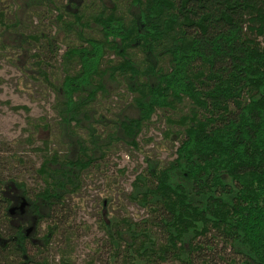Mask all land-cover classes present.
Returning <instances> with one entry per match:
<instances>
[{"label":"trees","instance_id":"obj_1","mask_svg":"<svg viewBox=\"0 0 264 264\" xmlns=\"http://www.w3.org/2000/svg\"><path fill=\"white\" fill-rule=\"evenodd\" d=\"M119 1L100 3L89 16L79 9L72 20L56 14L57 27L75 29L79 39L61 55L66 67L59 85L43 68L50 63L45 56L38 51L31 58L58 92L61 121L89 117L88 102L105 91L104 75L127 80L137 115L114 116V130L104 136L92 125L77 140V156L45 154L35 170L43 183L37 191L0 178V264H47L27 252L39 225L46 223L47 244L68 222V198L78 193L81 172L105 155L117 140L112 137L139 149L136 137L158 109L167 126L162 138L175 156L165 163L144 156L127 197L145 217L106 216L101 203L97 224L115 244L113 260L191 264L195 254L201 264H215L208 253L221 245L219 252L232 254L220 258L228 264H264V0ZM73 21L91 33L72 28ZM44 35L25 38L40 42ZM55 41L50 34L43 40L53 58Z\"/></svg>","mask_w":264,"mask_h":264},{"label":"rangeland","instance_id":"obj_2","mask_svg":"<svg viewBox=\"0 0 264 264\" xmlns=\"http://www.w3.org/2000/svg\"><path fill=\"white\" fill-rule=\"evenodd\" d=\"M42 1L0 0V14L3 18L0 21V178L23 182L26 189L33 192L43 186L35 170L45 154L57 151L59 155L77 156V140L86 137L92 125L104 136L113 129L114 116L137 115L131 105L132 94L127 89V80H114L104 75L105 91H99L88 102L86 108L90 111L89 117L82 116L80 122L71 121L68 124L60 120L56 111L58 92L43 79L40 66L33 62L31 54L39 51L46 57L50 63L43 68L49 73L50 81L59 85L66 67L61 55L67 45L79 39L75 29L57 27L56 14L65 12L66 19L72 20L71 13L80 9L85 11L80 14L89 16L100 3L111 6L112 0H71L70 3L68 0H53L52 3ZM82 1L86 3L85 6L81 5ZM124 2L119 1V6ZM55 5L61 6V9ZM3 22L6 25H1ZM72 25V28L87 34L91 31L88 30L90 27L84 29L75 21ZM40 33L54 35L56 38L59 50L55 58L43 44L45 35L41 36L40 42L28 41L31 37L25 38ZM75 68L76 64L73 63L68 70L72 72ZM188 105L184 101L183 106ZM161 114L162 110L158 109L139 132L136 137L139 149L133 148L121 137H112L117 140L106 145L105 155L96 161L93 168L81 172L78 177V193L68 198V204H71L68 222L60 223L47 244L41 237L46 223H41L35 237L38 240L28 243L27 252L34 260H42L43 256L47 264H62V257L69 258L71 264H127L120 255L113 260L111 252L115 244H111V240L99 228L97 219L100 217L102 202L106 207L103 210L106 216L126 215L133 222L146 216L144 208L131 202L127 196L136 174L145 166L146 154L161 163L175 156L172 143L162 138L166 122ZM74 123L76 125L72 127ZM94 152L98 154L101 150L96 149ZM24 206L23 214L26 213ZM123 237L127 238L126 235ZM220 246L217 251L208 253V256H214L215 264H228L220 258L229 259L232 254L226 250L219 252ZM191 256V264H201L195 254ZM137 258V261L131 260L128 264H142V257ZM157 264L187 263L171 259Z\"/></svg>","mask_w":264,"mask_h":264}]
</instances>
